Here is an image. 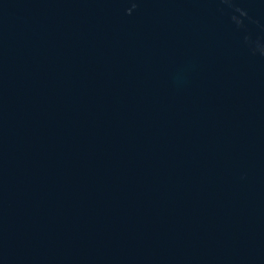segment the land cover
<instances>
[{
	"label": "water",
	"instance_id": "obj_1",
	"mask_svg": "<svg viewBox=\"0 0 264 264\" xmlns=\"http://www.w3.org/2000/svg\"><path fill=\"white\" fill-rule=\"evenodd\" d=\"M0 264H264V0H0Z\"/></svg>",
	"mask_w": 264,
	"mask_h": 264
}]
</instances>
